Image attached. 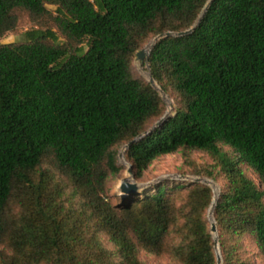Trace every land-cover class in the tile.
<instances>
[{"label": "trees", "instance_id": "16d2710c", "mask_svg": "<svg viewBox=\"0 0 264 264\" xmlns=\"http://www.w3.org/2000/svg\"><path fill=\"white\" fill-rule=\"evenodd\" d=\"M209 1L0 0V38L24 18L34 24L0 43V264H145L140 250L168 252L173 233L180 264H218L211 186L177 185L180 208L165 185L120 205L108 194L122 170L116 147L167 114L135 74L136 54L193 27ZM149 62L179 107L126 150L134 175L181 148L207 152L227 180L215 208L224 264H254L229 239L250 234L264 256V0H214L192 34L160 40Z\"/></svg>", "mask_w": 264, "mask_h": 264}, {"label": "rangeland", "instance_id": "374dc122", "mask_svg": "<svg viewBox=\"0 0 264 264\" xmlns=\"http://www.w3.org/2000/svg\"><path fill=\"white\" fill-rule=\"evenodd\" d=\"M50 8L55 9V7L53 6H50ZM32 27H34V24L29 20V18H24L21 26L16 31L9 32L4 37L0 38V43L20 42L24 39V32ZM151 42L152 41L146 43L143 48H146L148 44H151ZM133 70L136 75L143 77L146 81L149 82L147 76L148 68L146 65V61L138 59L137 54L133 61ZM167 95V100H165L162 95L161 96L165 103L166 112L172 114L174 110L179 107V101L173 91H170L169 93H167ZM156 122H154L153 125H155ZM125 145L126 144H122L116 147L118 152V164L121 166L122 170L117 176L111 175L108 179V194L111 201L115 205H120L128 199H138L142 196L143 193L155 192L158 186L165 185V187L168 189L169 195L176 196V206L178 208L184 207L185 194H176V187L177 185L189 184L194 182L192 180L181 179L184 176L209 179L219 186L221 192L224 191L227 187V180L222 174L219 173V168L215 165L216 162L207 152L197 149L181 148L175 153L161 156L153 161L146 169H144L143 173L139 177H136L134 174L132 175L129 172L130 166L132 164L125 157V153L123 158L120 157V154L122 153ZM222 147L225 150L233 153V149H231L229 146L222 144ZM46 169L50 170V173L53 177L52 183L58 184L64 191V178L55 170H53L49 164ZM244 169L256 181V183L263 188L261 180L257 173L248 166H244ZM214 170L217 175V180L208 175V172ZM128 180H130L132 184H138L140 186L147 187L137 193L131 194V196L127 193L126 183ZM66 191L68 193H71L68 189H66ZM217 196L219 195L215 194L214 200L217 199ZM211 207L206 211L205 218L212 233V221L210 219ZM14 211L17 210L14 209ZM183 222L184 218H180L179 225H183ZM217 226L220 252L223 257V250L220 243V225L218 224V222ZM212 235L215 242L216 235H214L213 233ZM101 239L107 249L116 250L115 245L106 235H102ZM177 241V237L173 233L167 240L168 252L162 255H154L146 252L145 250H140V258L145 262V264H180L175 256H173L171 250L172 245ZM229 242L240 246V249L238 251L239 257L248 261H252L254 264H264V256L261 254L257 244L250 234L244 235L240 242H236L235 239H229ZM0 248L2 249L3 247ZM215 251L217 254L216 246Z\"/></svg>", "mask_w": 264, "mask_h": 264}, {"label": "water", "instance_id": "95a60500", "mask_svg": "<svg viewBox=\"0 0 264 264\" xmlns=\"http://www.w3.org/2000/svg\"><path fill=\"white\" fill-rule=\"evenodd\" d=\"M213 1L214 0H210L208 2V4L204 8L201 16L199 17V19L197 20L196 24L193 27H191L190 29L184 30V31H180V32L168 31V32L162 33V34L156 36L152 40L151 44H148L146 48L141 49L137 53L138 59L146 61V65H147V68H148V75L147 76H148V79H149L150 84L155 89H157L160 92V94L163 96V98L165 100H167L168 95L160 87V85L158 84V82L156 81V79L154 78L153 73H152V68H151V65H150V62H149V57H150L151 49L160 40H163V39H166V38H170V37L180 38V37H185V36H188V35L192 34L197 29V27L201 24V22L204 20L205 14L208 11V9L210 8V6H211V4H212ZM169 116H170V113H167L166 116L163 117L158 122H156L155 125L149 131H147L146 133L140 135L134 141L126 144L124 146V148H123L122 153L120 154V157L123 158L124 157V153L126 152L127 149H129L133 144L138 143L141 140L145 139L157 127L161 126L169 118ZM129 172L132 175L134 174L133 173V166L132 165L130 166ZM181 179H186V180H192V181L206 183L207 185H210L213 188V190H214V192H215L216 195H220V193H221L219 186L216 185L213 181H211L209 179L198 178V177H188V176H184ZM126 184H127V193L129 195L134 194V193H137V192H139V191H141V190H143V189H145L147 187V186H140L138 184H132L130 182V180H128ZM218 198H219V196H217V199L214 200L213 205L211 207V210H210V219L212 221V233L214 235H216V238H215V246H216V249H217L218 264H223V257H222V254L220 252V244H219V238H218V226H217V222H216V218H215V208H216V204H217Z\"/></svg>", "mask_w": 264, "mask_h": 264}]
</instances>
